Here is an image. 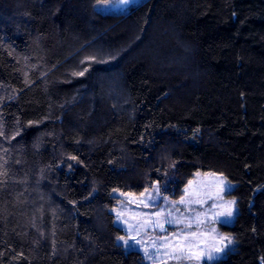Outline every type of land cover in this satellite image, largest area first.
<instances>
[{"label":"trees","instance_id":"16d2710c","mask_svg":"<svg viewBox=\"0 0 264 264\" xmlns=\"http://www.w3.org/2000/svg\"><path fill=\"white\" fill-rule=\"evenodd\" d=\"M96 3L0 0V264H145L120 196L206 172L237 208L210 264H264V0Z\"/></svg>","mask_w":264,"mask_h":264},{"label":"rangeland","instance_id":"374dc122","mask_svg":"<svg viewBox=\"0 0 264 264\" xmlns=\"http://www.w3.org/2000/svg\"><path fill=\"white\" fill-rule=\"evenodd\" d=\"M142 1L122 5L119 0H112L108 7L97 2L95 8L105 13H123ZM162 189L166 187L154 185L141 195L120 196L121 202L111 212L128 241L126 245L117 239L124 250L140 253L145 264H210L224 259L233 250L236 241L221 226L233 223L236 204L231 206L232 216L218 215L225 212L222 206L228 201H235L228 196L233 185L226 178L215 173H198L176 197L164 194ZM181 199L183 203H179ZM96 223L100 225L98 220ZM221 236L229 237L231 243L221 241ZM217 247L223 251L216 252ZM208 254L216 258L208 260Z\"/></svg>","mask_w":264,"mask_h":264},{"label":"snow or ice","instance_id":"6c2138e0","mask_svg":"<svg viewBox=\"0 0 264 264\" xmlns=\"http://www.w3.org/2000/svg\"><path fill=\"white\" fill-rule=\"evenodd\" d=\"M97 2H98V5H102L103 7H108V5L112 2V0H97ZM131 2H132V0H119V3L122 4V5H127V4H129ZM83 74H84L83 72L79 73V75H83ZM71 159H76V158L75 157H71ZM183 202H184L183 199H181V201H179V203H183ZM234 203H235V201H228L227 205L222 206V207L225 208V212L218 213V215L232 216L233 213H232L231 206L234 205ZM157 215H159V214H157ZM160 227L162 228L163 225H160ZM117 239L123 241L126 245L128 244V241L125 240L124 237H118ZM220 239H221V241H228L229 243H231V239L229 237H227V236H221ZM132 240L135 241V237H132ZM136 243H139V241H136ZM215 251L219 253V252H222L223 249L217 247L215 249ZM197 258L199 259V256ZM215 258L216 257H214L211 254L207 255V259L208 260H214Z\"/></svg>","mask_w":264,"mask_h":264}]
</instances>
